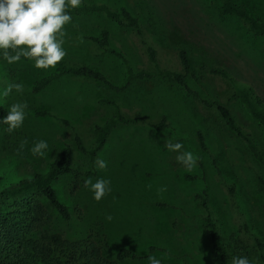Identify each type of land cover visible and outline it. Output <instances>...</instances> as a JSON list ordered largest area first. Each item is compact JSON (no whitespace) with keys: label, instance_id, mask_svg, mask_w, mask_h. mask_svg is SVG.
Segmentation results:
<instances>
[{"label":"rangeland","instance_id":"1","mask_svg":"<svg viewBox=\"0 0 264 264\" xmlns=\"http://www.w3.org/2000/svg\"><path fill=\"white\" fill-rule=\"evenodd\" d=\"M85 1L107 3L113 9L126 6L139 19L143 37L102 13L72 16L65 26L64 61L97 68L115 86L126 88L117 90L67 74L34 90V85L57 67L37 69L34 61L23 57L9 64L0 51V121L13 103L28 105L22 127L9 133L8 125L0 123V188L46 171L71 145L74 172L57 180L56 188L72 219H62L45 202L54 218L44 229L68 239L90 238L108 260L115 259L122 247L146 254L150 246H157L162 251L149 257L162 264H213L204 210L196 197L205 190L229 247L228 264L239 256H246L252 264H264V165L247 141L226 125L217 108L205 106L199 99L229 107L237 121L264 145L262 126L243 101L233 96L234 84H238L264 99V34L254 33L249 23L236 15L223 14L222 0ZM235 1L264 21V0ZM103 29L110 31L111 46L125 59L90 39ZM148 45L156 50V62L149 57ZM182 50L191 64L186 86L158 76L128 80L129 67L136 72L156 67L181 71ZM214 69L225 70L229 77L212 72ZM13 83H21L24 91L13 89L4 96ZM103 99L114 100L124 116L140 115L142 120L116 126L97 157L107 167L100 169L96 164V173L85 176L90 157L76 148L75 135L89 147L94 144L95 126L117 111ZM44 110L52 115L36 114ZM163 118L164 128L151 125ZM23 140L27 144L18 150ZM40 140L47 142L48 149L44 156L33 155L31 148ZM168 142H179L181 151L199 157L191 172L176 160L179 153L166 147ZM89 178L93 183L109 180L111 191L95 200L94 193L84 186ZM162 187L166 191L160 192ZM109 214L113 217L110 221L106 219ZM149 257L121 263L151 264Z\"/></svg>","mask_w":264,"mask_h":264},{"label":"trees","instance_id":"2","mask_svg":"<svg viewBox=\"0 0 264 264\" xmlns=\"http://www.w3.org/2000/svg\"><path fill=\"white\" fill-rule=\"evenodd\" d=\"M69 12L71 16L102 13L118 25L132 28L139 36L143 37L139 19L126 6L113 9L107 3L92 4L83 0L82 7L69 9ZM221 12L233 14L246 20L254 33L264 34V21L255 17L243 3L235 0H222ZM110 36V31L103 29L98 36H91L90 39L98 45L106 47L108 52L115 53L125 59L118 50L111 46ZM147 50L150 59L156 62L155 48L148 45ZM180 59L183 71L156 67L152 70L136 72L129 67L128 80L158 76L186 86V77L191 72V64L187 53L183 50L180 52ZM212 72L229 77L227 72L222 69H214ZM67 74L83 76L117 90L126 88V86H115L105 73L97 68L85 64L71 66L63 60L58 64L57 71L42 77L33 89L41 90L53 80ZM234 86L233 96L239 97L243 101L252 117L264 130V99L253 94L252 89L246 85L234 84ZM194 94L196 95V93ZM199 99L205 106L217 108L226 125L247 141L249 148L264 165V145L258 142L252 131L237 121L232 110L219 101ZM103 101L115 105L117 111L104 123L95 126L94 144L89 147L79 134L75 135L76 148L90 157L85 176L96 173L97 157L116 126L142 120L140 115L136 117L124 116L114 100L103 99ZM36 114L52 115L47 110L37 111ZM2 115L3 106L0 104V116ZM64 122L67 121L64 120ZM151 125L157 129H162L166 126V122L163 118L162 121L151 123ZM199 136L203 148L207 150L204 136L201 133ZM73 154V146L67 145L61 151L60 156L51 161L46 171H39L32 176L10 181L0 188V264H122L121 262L124 260L147 259L154 251H162L160 247L150 246L146 254H140L127 247H122L115 259L108 260L104 257L98 244L90 238L68 239L58 232H49L44 229L54 218L45 206V202L51 205L62 219H72L69 206L59 198L56 181L74 172ZM214 161L217 162L215 158ZM216 167L218 168L219 165ZM0 179L2 180L3 176ZM262 182L264 186V181ZM75 184L77 187L79 181L77 180ZM196 197L199 199V206L204 210L205 227L214 253L213 264H228L229 247L221 235L217 218L209 201V195L204 190L202 193H198Z\"/></svg>","mask_w":264,"mask_h":264},{"label":"clouds","instance_id":"3","mask_svg":"<svg viewBox=\"0 0 264 264\" xmlns=\"http://www.w3.org/2000/svg\"><path fill=\"white\" fill-rule=\"evenodd\" d=\"M83 6V0H0V51L3 59L9 64L17 63L21 58L34 61L37 69L49 70L55 68L67 56L64 48L65 26L72 22L69 9ZM23 45V47H22ZM13 89L22 93L24 91L21 83L9 84L3 95L8 96ZM27 103H13L0 123L8 125L7 131L12 133L22 127L26 118L25 109ZM27 144L21 141L22 150ZM170 151L178 152L176 160L180 162L188 172L197 165L199 157L191 151H181L183 145L177 143H166ZM48 144L40 140L31 148L33 155L44 156ZM97 167L105 169L107 164L102 159H97ZM84 186L90 188L94 193V199L100 201L110 191V181L97 179L85 180ZM149 187H151L149 185ZM166 191V187L159 189ZM107 220L113 217L109 214ZM151 264H161V261L150 256ZM231 264H252L246 256L233 257Z\"/></svg>","mask_w":264,"mask_h":264}]
</instances>
